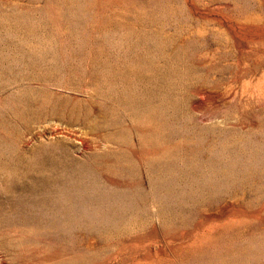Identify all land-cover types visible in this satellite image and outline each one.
I'll list each match as a JSON object with an SVG mask.
<instances>
[{
    "label": "rangeland",
    "instance_id": "rangeland-1",
    "mask_svg": "<svg viewBox=\"0 0 264 264\" xmlns=\"http://www.w3.org/2000/svg\"><path fill=\"white\" fill-rule=\"evenodd\" d=\"M0 264H264V0H0Z\"/></svg>",
    "mask_w": 264,
    "mask_h": 264
}]
</instances>
